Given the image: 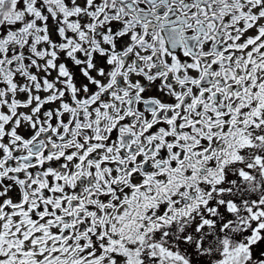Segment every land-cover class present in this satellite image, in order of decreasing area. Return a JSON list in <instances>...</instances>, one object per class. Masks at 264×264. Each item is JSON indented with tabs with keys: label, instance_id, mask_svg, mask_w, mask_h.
<instances>
[{
	"label": "snow or ice",
	"instance_id": "6c2138e0",
	"mask_svg": "<svg viewBox=\"0 0 264 264\" xmlns=\"http://www.w3.org/2000/svg\"><path fill=\"white\" fill-rule=\"evenodd\" d=\"M0 264H264V0H0Z\"/></svg>",
	"mask_w": 264,
	"mask_h": 264
}]
</instances>
